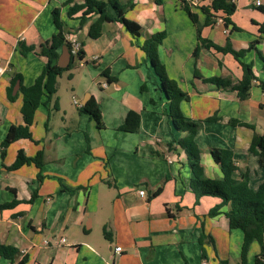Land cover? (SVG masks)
<instances>
[{
	"label": "crops",
	"instance_id": "0c3cea01",
	"mask_svg": "<svg viewBox=\"0 0 264 264\" xmlns=\"http://www.w3.org/2000/svg\"><path fill=\"white\" fill-rule=\"evenodd\" d=\"M13 1L19 2L18 10L9 0H0V66L4 59V71L0 73V204L13 200L17 203L0 208V244L11 245L19 253L23 251L18 258L24 255L25 264H217L221 260L219 254L225 256V250L228 255L235 251L234 258L240 255L243 232L229 228L223 213L227 206L208 216L209 209L220 199L203 195L194 202L187 157L177 145L183 134L173 128L163 112L167 98L158 91L150 62L139 45L152 34L165 33L158 56L168 77L187 94L180 102L182 113L187 119L201 123L195 141L204 175L221 177L210 156V147L230 149L239 169L249 171V184L255 188L263 179V169L248 147L253 134L261 133L264 127V91L258 84L259 80L264 81L258 54L264 56V33L258 30V24L264 21V12L259 10L264 0H260L259 6L254 0H233L236 8L230 19L236 28L232 24L224 26L218 19L221 12L215 14L218 16L215 22L205 24L206 14L201 7H208L211 0H195L190 5L201 37L221 46L229 41L235 50L247 49L256 41L243 57L252 63L257 77L244 100L237 97L231 86L203 80L220 77L234 84L242 69L230 53L212 48H201L193 56L198 43L196 24L180 0H163L162 4L132 0L124 15L141 26L137 39L119 22H104L100 35L89 38L87 33L96 15L79 24V12L68 18L67 7H61L66 35L77 38L83 51V58H73L71 68L66 70L71 74L68 79L73 80L74 70L80 67L91 78L94 73L101 76L104 70L115 78L111 83L104 76L97 80L99 91L91 84L77 85V90L74 89L80 93L81 105L94 97L100 106L103 127L97 128L89 115L80 111V121L83 118L92 121L88 125L90 138L81 129L84 122L75 131L62 127L58 136L48 135V129H39L35 123L40 105L30 126L35 141L18 139L6 147L2 157L1 141L9 126L23 123L21 94L13 101L6 95L11 76L20 73L22 83L28 86L45 63L43 56L33 52L21 55L17 41L37 47L50 38L56 32L51 10L65 0ZM33 4L36 6L31 8ZM25 15L23 21L20 16ZM143 83L145 89L141 90ZM111 84L113 87L109 89ZM71 97L78 107L73 93ZM59 107L58 101V110ZM128 111L139 114L135 132L118 129ZM209 117H215L216 121L207 120ZM230 119L251 127L232 125ZM104 129L109 130L106 137L100 135ZM156 137L161 139L159 143H155ZM19 150L26 156L42 151L41 179L37 178L39 171L33 163L15 170L6 168ZM166 154L171 155V162L166 160ZM158 188L159 193L152 196ZM140 189L145 191L143 196L138 193ZM220 235L226 237L225 243L220 241ZM61 237L65 242H57ZM45 240L48 244H44ZM254 243L258 253V242L250 245ZM116 247H121L119 253ZM13 263L0 256V264Z\"/></svg>",
	"mask_w": 264,
	"mask_h": 264
},
{
	"label": "trees",
	"instance_id": "16d2710c",
	"mask_svg": "<svg viewBox=\"0 0 264 264\" xmlns=\"http://www.w3.org/2000/svg\"><path fill=\"white\" fill-rule=\"evenodd\" d=\"M153 1L156 4L163 3V0ZM180 1L182 2L184 10L196 24L198 43L193 49V56L196 57L201 48H212L218 52L230 53L238 61L242 69L240 79L234 84H231L229 79L220 77L203 78V80L214 83L217 86H231L232 89L236 90V95L239 99L244 100L248 98L252 82L257 77L254 74L252 63L244 61L243 57L248 50L254 48L256 41L251 42L247 49L235 50L231 47L229 41L221 46L209 39L201 37L200 25L195 18L196 14L190 11L191 4L187 0ZM131 5L132 0H126L125 2H121L120 0H81L80 2L76 0H65L61 6L53 7L51 10L56 32L50 38L40 43L37 47L27 45L21 40L17 41V49L21 55L26 56L28 53L33 52L36 55L43 56L45 63L40 73L34 78L33 83L28 86L22 83V75L20 73L17 72L11 76L9 85L6 88V95L8 100L13 101L18 94H21L22 103L20 112L23 123L9 126L1 141L2 157L5 154L6 147L18 139L27 138L35 141L30 130V126L34 121L35 111L40 105H45L52 100L56 92L58 76L71 68V63L73 58H75L74 55L70 54V61L66 67H59L57 65L62 46L65 45L70 49L65 37L66 25L61 18V7H67L66 15L68 18H72L74 14L79 12V24H82L86 18L96 15L87 33L89 38H97L100 35L104 22H119L133 38L137 39L140 36L141 26L136 21L124 15L126 6ZM235 8L236 6L233 0H211L210 5L208 7L202 6L201 10L206 14L205 24L215 22L218 17L215 14L221 12L220 17L223 20L224 26L226 27L232 24V27H235L230 19V15L235 11ZM259 10L264 12V6H259ZM258 30L260 33H264V21L258 24ZM164 37V32L152 34L145 38L139 47L150 62L158 91L163 93L167 98L168 105L163 109L164 114L171 121L173 128L183 134L177 139V145L184 150L187 157V164L190 169L189 186L194 193V202L197 203L203 195L218 197L220 202L210 208L207 215L214 216L221 212V207L227 206V209L223 213L228 219L229 228L240 229L243 232L239 264H246V255L253 241L259 244V252L255 255L253 264H264V127L261 133L253 134L248 147L249 153L257 157L258 166L263 169V179L255 188L249 184V171L247 169H239L235 164L233 152L226 148L210 147V156L214 163L218 165L221 171V177H206L200 163V151L195 141V136L201 123L187 119L182 113L180 102L187 97V94L180 89L175 80L168 77L158 56V46ZM258 54L262 61V69L264 70V56L259 52ZM76 58H83L81 47ZM68 76L71 77V74ZM101 76H104L109 83L115 80L114 77H109L107 70L102 71ZM17 81L19 82V87L16 93H13V88ZM258 84L261 90L264 91V81L259 80ZM144 89L145 83L141 85V90ZM53 108L58 109L57 99L53 101ZM79 110L88 114L97 128L103 127L100 106L93 96L85 104L81 105ZM207 120L216 121V118L209 117ZM229 123L232 125L239 124L251 127L250 124L237 119H230ZM138 126L139 114L134 111H128L118 129L126 132H135ZM85 139L88 147L89 139L87 134H85ZM168 145L171 146L172 144L169 143ZM29 163H33L37 167L39 171L37 178L41 179L42 175L40 171L43 166V153L41 150L37 151L33 156H26L22 150H19L13 163L6 168L8 170H15ZM159 191L160 189L158 188L152 196L157 195ZM34 195L33 193L32 197ZM16 203L17 201L13 200L9 203L0 204V208L11 207ZM199 240L202 242V234ZM19 254V251L15 247L0 244V256L16 264H25L26 257L22 255L21 258H18ZM217 264H227V262L225 260H219Z\"/></svg>",
	"mask_w": 264,
	"mask_h": 264
},
{
	"label": "rangeland",
	"instance_id": "374dc122",
	"mask_svg": "<svg viewBox=\"0 0 264 264\" xmlns=\"http://www.w3.org/2000/svg\"><path fill=\"white\" fill-rule=\"evenodd\" d=\"M121 2L123 0H120ZM9 2L12 4V7L16 10L19 9L18 4L19 2H15L13 0H9ZM34 6H36V4L31 5L30 7L33 8ZM27 15H28V11H26ZM19 14V13H18ZM21 19L24 21L26 20V15L25 16H20ZM21 23H19L20 25ZM18 25V26H19ZM3 36V35H2ZM7 46L1 50L4 51L6 50ZM11 51H12V47H11ZM2 57V55H0ZM0 57V58H1ZM4 63V59L1 60V66ZM90 69H94L92 66L90 67ZM90 74L87 73L86 69L84 68H77L76 70H74V78L73 80L70 81V79H68V72L64 71L61 75V77L58 80V87H57V91L54 94L53 99L51 100V102H49L47 104V106H40L37 110V115H36V119H35V123L38 126L37 128L45 130L48 129L47 134L48 135H55L58 136V131L64 127L65 129L67 128H72L74 129V131L76 130V128H78V124H82L84 122V124L81 126L83 130L86 131V133L88 134H92L90 131V127L88 125H90L92 123V121L87 120L86 118H83V122L80 121V110H79V106H75L72 102V98L71 94H74V98L78 101V103L80 104V99L81 96L79 95L80 93H77V91H75L74 89L77 90V85H80L81 87H86L89 84H91V86L93 88L96 89V91H99L98 86L96 84L97 80H101L100 75L95 74L94 73V78H91ZM103 79V77H102ZM94 80V81H92ZM76 87V88H74ZM113 87V84L110 85L109 89H111ZM57 99V102L59 101V110L58 109H54L53 108V100ZM47 117V118H46ZM48 121H47V120ZM46 120V121H45ZM67 127V128H66ZM100 135L102 137H106L109 135V130L108 129H104L103 132H100ZM90 138V136H89ZM109 160V159H108ZM234 231V230H232ZM238 231V230H236ZM239 232V231H238ZM240 233V232H239ZM221 236V242L225 243V239L226 237H224V235H220ZM229 251L231 252L232 250H230V248L228 247ZM257 250V246L256 243L252 244L249 246L247 255H246V264H252L254 257L257 253H255ZM220 252L222 253V251L220 250ZM226 253L225 256H222L221 254H219V258L221 260H225L227 262V264H236V261H239V254L234 258V254L229 253L228 255V250H225Z\"/></svg>",
	"mask_w": 264,
	"mask_h": 264
},
{
	"label": "built area",
	"instance_id": "2783aa9c",
	"mask_svg": "<svg viewBox=\"0 0 264 264\" xmlns=\"http://www.w3.org/2000/svg\"><path fill=\"white\" fill-rule=\"evenodd\" d=\"M188 1V3H190L191 5H192V2H195V0H187ZM254 4L256 5V6H258V5H260L261 4V2H260V0H254ZM220 17V16H219ZM217 19V18H216ZM220 21H222L223 22V20H222V18L220 17V18H218ZM65 37H66V40L68 41V43H69V46H70V49H69V52H70V54H72V55H74L75 57L77 56V53H78V51H79V49H80V47H81V44H80V42L78 41V39L77 38H75V37H73L72 35H65ZM94 59H98V57H95ZM79 60H81V59H79ZM4 71V67L3 66H0V73H2ZM102 86H106V83H102ZM74 103L75 104H77L79 107L81 106V104H78V102L76 101V100H74ZM161 141V139L160 138H158V137H156L155 138V143H159ZM166 156V160L168 161V162H171L172 161V157H171V155H169V154H166L165 155ZM138 193H139V195H141V196H143L144 194H145V191L143 190V189H140V190H138ZM57 242H60V243H62V242H65V238L64 237H61V238H59L58 240H57ZM44 244H48V240H45L44 241ZM115 251H116V253H119L120 251H121V247H116L115 248ZM23 251H21V253L20 254H23L22 253ZM13 264H16V263H13Z\"/></svg>",
	"mask_w": 264,
	"mask_h": 264
},
{
	"label": "water",
	"instance_id": "95a60500",
	"mask_svg": "<svg viewBox=\"0 0 264 264\" xmlns=\"http://www.w3.org/2000/svg\"><path fill=\"white\" fill-rule=\"evenodd\" d=\"M69 61H70L69 49H68V47L63 45L61 48V53L58 57L57 65L59 67H66L68 65ZM18 87H19V82L17 81L16 84L14 85L13 93H16V91L18 90Z\"/></svg>",
	"mask_w": 264,
	"mask_h": 264
}]
</instances>
